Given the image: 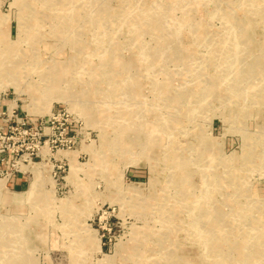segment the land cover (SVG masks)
I'll list each match as a JSON object with an SVG mask.
<instances>
[{
	"label": "rangeland",
	"instance_id": "374dc122",
	"mask_svg": "<svg viewBox=\"0 0 264 264\" xmlns=\"http://www.w3.org/2000/svg\"><path fill=\"white\" fill-rule=\"evenodd\" d=\"M260 11L0 0V264H264Z\"/></svg>",
	"mask_w": 264,
	"mask_h": 264
},
{
	"label": "bare ground",
	"instance_id": "6f19581e",
	"mask_svg": "<svg viewBox=\"0 0 264 264\" xmlns=\"http://www.w3.org/2000/svg\"><path fill=\"white\" fill-rule=\"evenodd\" d=\"M42 3H44V4H49V0H42ZM51 3V2H50ZM259 15L260 16H264V13L263 12H259ZM37 27V26H36ZM7 56H9L8 55V53L7 54H2V55H0V59L1 58H6ZM5 61H2V59L0 60V64H2V66L0 67V68H3L4 67V63H6L7 61H8V64H9V58H7V59H4ZM11 62V61H10ZM39 62V61H38ZM6 66V65H5ZM54 66V65H53ZM21 67V66H20ZM6 69V68H5ZM13 70H14V68H12ZM60 69V68H59ZM43 71V70H42ZM62 72V71H61ZM4 73V72H3ZM2 73V74H3ZM63 73V72H62ZM9 74V73H8ZM47 74V73H46ZM43 78V77H42ZM47 78L50 80V78H49V76H47ZM46 78V79H47ZM51 81V80H50ZM52 82V81H51ZM16 87V86H15ZM51 89V88H50ZM51 91V90H50ZM134 93V92H133ZM135 94V93H134ZM126 121H127V119H126ZM123 130V129H122ZM132 135V134H131ZM62 153H60V155H61ZM208 159V158H207ZM180 161V160H179ZM69 164L71 165V169L74 167V166H76L75 165V162H74V160L72 159V157L71 158H69ZM178 165H180V164H178ZM182 165V164H181ZM182 168V167H181ZM180 168V169H181ZM177 169V168H176ZM75 170V169H74ZM177 171H179V170H177ZM182 175V174H181ZM180 179H181V177H180ZM182 179H185V178H182ZM44 181H43V177L40 175V174H35L34 175V179H33V181H32V184H31V186H34V188L36 187H38V188H40V186L42 185V183H43ZM45 183V182H44ZM52 185V184H51ZM37 188V189H38ZM34 191V190H33ZM48 194V193H47ZM64 208H65V206H64ZM256 225V224H255ZM24 227V226H23ZM20 229V228H19ZM26 229V228H25ZM1 230V229H0ZM89 231V230H88ZM2 235V234H1ZM257 235H259V233L257 234ZM91 238V237H90ZM172 240V239H171ZM254 241V240H253ZM260 241V240H259ZM91 242V241H90ZM126 243V242H125ZM262 244V243H261ZM2 245V244H1ZM123 245V244H122ZM99 247V244L97 243V245H96V247ZM122 248V247H121ZM139 264H140V261H139Z\"/></svg>",
	"mask_w": 264,
	"mask_h": 264
},
{
	"label": "crops",
	"instance_id": "0c3cea01",
	"mask_svg": "<svg viewBox=\"0 0 264 264\" xmlns=\"http://www.w3.org/2000/svg\"><path fill=\"white\" fill-rule=\"evenodd\" d=\"M17 182H19V183H20L21 181H19V179H17ZM22 187H23V186H22Z\"/></svg>",
	"mask_w": 264,
	"mask_h": 264
}]
</instances>
